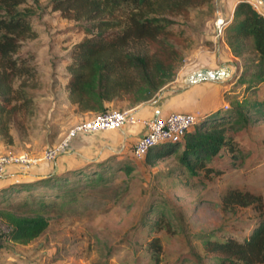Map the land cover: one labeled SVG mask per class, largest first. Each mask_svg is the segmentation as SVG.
I'll return each mask as SVG.
<instances>
[{"label":"rangeland","instance_id":"obj_1","mask_svg":"<svg viewBox=\"0 0 264 264\" xmlns=\"http://www.w3.org/2000/svg\"><path fill=\"white\" fill-rule=\"evenodd\" d=\"M223 4L224 0H213L176 16L178 24L167 35L177 51L172 56L178 65L174 66L173 81L150 102L132 106L125 98L109 110L135 114L159 103L169 92L184 91V85L178 84L186 77L198 74L203 78V71L222 69L228 71L220 95L223 114L235 111L247 99L264 102V81H251L258 72L259 57L252 50L242 57L234 56L229 21L220 18ZM49 5L50 0H29L24 6L34 11L35 37L23 43L21 54H34L31 66L38 75L28 81L33 104L17 116L10 128L11 137H0V155L29 154L42 159L48 150L61 146L74 127L95 116L82 114L69 101L66 90L71 77L66 67L69 55L88 38L85 30L90 25L65 19ZM120 15L123 12L113 18L121 19ZM256 85L260 89L257 93L249 89ZM250 109H243L249 119L243 129L235 132L233 121L226 124L236 152L224 151L214 165L216 171L209 175L203 172L198 178L190 177L177 163L183 147L151 167L134 158L133 141L122 146L120 130L81 136L66 154L34 169L13 167L0 176V188L7 186L4 181L9 175L18 184L43 177L33 174L37 168L49 167L45 174L49 177L70 170L90 171L86 167L90 162L109 165L104 174L111 180L53 199L55 205L44 212L48 222L45 230L19 242L4 237L15 228L16 218L31 217L42 202L35 198L58 191L40 187L0 194V264H217L214 255L204 250L207 236L243 241L264 220V119ZM106 144H111L107 145L110 148L104 147ZM51 167H58V171H51ZM124 167L132 168V173L121 171ZM71 180L76 181L73 176ZM231 190L250 192L261 202L245 208L229 207L224 199ZM155 238L162 246L159 253L150 247Z\"/></svg>","mask_w":264,"mask_h":264},{"label":"trees","instance_id":"obj_2","mask_svg":"<svg viewBox=\"0 0 264 264\" xmlns=\"http://www.w3.org/2000/svg\"><path fill=\"white\" fill-rule=\"evenodd\" d=\"M28 1L0 0V137L5 139L11 137L10 128L16 124L17 116L33 104V95L27 90L30 88L28 81L38 75V70L31 66L34 54H21L23 43L35 37L32 26L34 11L24 7ZM33 1L38 3V0ZM212 2L50 0L51 11L60 12L65 19L90 25L85 30L88 38L76 45L69 55L66 66L71 73L66 84L69 101L82 114L95 116L106 113L110 105L125 98L132 106L152 101L175 78L174 66L178 65L172 56L177 55V51L167 36L170 29L178 24L174 18ZM122 12L121 19L113 18ZM227 23L228 32L233 34L230 47L234 56L242 57L249 50L256 53L259 68L251 81H264V14L250 2L241 1L232 21ZM249 89L255 93L260 91L257 85L249 86ZM245 106L264 119V102L248 99L235 111L223 114L222 109H217L203 114L196 128L182 142L165 143L151 150L144 159L145 163L153 167L165 156L178 154L183 147V152L177 156L183 172L192 178H198L203 172L205 175L213 173L216 171L214 165L221 160L224 151L236 152L226 124L233 121V125H237L235 132L243 129L249 123L243 110ZM86 167L90 171L70 170L0 188V194H13L24 189L33 191L40 187L58 191L35 198L42 201L39 209H34L31 217L16 218L15 228H10L4 237L19 242L39 236L48 223L45 210L55 205L51 202L53 199L74 193L77 188H94L111 180L104 174L111 168L109 165L90 162ZM121 171L130 175L133 170L124 167ZM72 176L75 182H72ZM224 202L229 207L245 208L260 203L261 198L250 192L231 190ZM150 247L158 253L162 251L158 238L150 242ZM204 250L214 255L217 264H264V220H260L249 238L243 241L235 237L219 240L207 236Z\"/></svg>","mask_w":264,"mask_h":264},{"label":"built area","instance_id":"obj_3","mask_svg":"<svg viewBox=\"0 0 264 264\" xmlns=\"http://www.w3.org/2000/svg\"><path fill=\"white\" fill-rule=\"evenodd\" d=\"M200 116V114L194 113H172L165 119L142 122L135 114L129 111L109 110L74 127L63 144L58 148L48 150L42 159L33 158L29 154L0 155V176H3L13 167L28 170L36 168L41 162H52L62 153L66 154L72 143L81 136L119 131L126 125L140 122L144 124L147 131L136 142L133 156L136 160H144L151 150L162 144L182 142L185 136L196 128L200 121Z\"/></svg>","mask_w":264,"mask_h":264},{"label":"crops","instance_id":"obj_4","mask_svg":"<svg viewBox=\"0 0 264 264\" xmlns=\"http://www.w3.org/2000/svg\"><path fill=\"white\" fill-rule=\"evenodd\" d=\"M241 1L250 2L256 9H258L260 13L264 14V0H224V8L220 11V18L226 17L227 20L225 21H232L235 9L238 3ZM220 18L219 20H221ZM214 64L215 63H213V65ZM203 74H205L204 76H202L203 78H201V76L198 74L190 76L188 78L186 77L184 79V83H179L181 79L177 80V82L179 83L178 86L184 85L181 86L184 91H182L181 93L169 92V94L165 95L159 103L155 105L149 104L143 109H138L139 111L135 110V116H137L143 122L165 119L172 113H194L203 115L209 113L210 111L219 109L221 107V87L223 86V84H225V82H227V80L225 79L228 71H226L225 69L215 71L207 70L203 71ZM196 79L201 80L196 81ZM142 122L132 125H126L122 130L119 131L122 138V146L124 145V143H128L130 140L133 141L135 145L136 142L144 134H146V127ZM107 145L111 146V144H106V146L104 147L110 148V146ZM76 154L79 155L81 159H84V157L77 152ZM49 169L50 168L46 166L39 169L37 168V170H34L35 172L33 174H35V176H38V174L39 176L41 174L45 176L46 171L48 172ZM54 170L58 171V167H51V171ZM36 171L38 172L36 173ZM25 177H28L29 179L32 178V176ZM10 178H12L11 175H9L4 182H7V184L15 183V181H11Z\"/></svg>","mask_w":264,"mask_h":264}]
</instances>
